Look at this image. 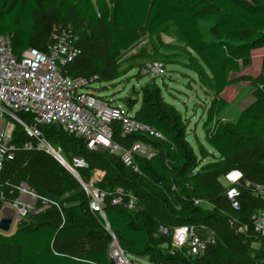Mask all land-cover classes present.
I'll use <instances>...</instances> for the list:
<instances>
[{"label": "trees", "instance_id": "16d2710c", "mask_svg": "<svg viewBox=\"0 0 264 264\" xmlns=\"http://www.w3.org/2000/svg\"><path fill=\"white\" fill-rule=\"evenodd\" d=\"M72 20L97 30L88 34L66 31L75 39L77 47L81 50V45L98 46L111 60L127 54L142 37H152L164 27L173 26L188 62L185 68L212 92L203 125L204 141L212 153L205 157L222 161L225 171H237L251 183L241 184L239 180V208L232 210L225 191L222 194L218 187L204 181V166L188 143L187 126L181 114L173 106L163 105L160 88L141 87V102L147 113L134 112V117L159 132L165 141H147L157 154L150 160L136 159L137 172L126 168L118 157L88 151L82 140L55 126L42 127L41 131L68 160L72 156L95 154L97 159L106 162L96 187L107 193L121 189L138 202L151 204L154 214L140 207L129 211L123 206H112L108 197L102 216L93 213L96 223L82 220L88 199L78 182L63 168L64 172L58 169L55 161L44 153L19 151L12 162L6 163L1 174L3 199H15L18 186L14 185L17 179L24 178L28 187L42 198L52 193L50 187L68 194L75 184L79 189L74 194L77 204L72 211L62 214L63 220L50 219L48 214L17 227L13 233L0 232V264H113L103 248L84 255L51 249L58 237L72 239L80 234L91 244L111 241L109 232L120 250L133 261L264 264V241L254 234L250 224L252 213L264 209V198L253 195V186L264 187V55L258 77L240 74L242 68L251 66L252 53L264 48V0H0V36L13 35L12 48L17 56L27 49L45 52L58 28ZM201 25L210 27L211 39H205ZM92 39L96 44H90ZM105 66V61L89 55L81 64L79 75L91 77L99 73L106 78ZM238 83L255 85L252 102L241 110L234 123H222L216 118L229 105L222 94ZM12 140L18 146L27 140L18 125ZM139 140L144 138L121 139L117 132L114 134V141L124 147ZM200 198L211 208L195 205ZM228 217L236 221V226L229 224ZM181 225L197 228L202 239L207 237V227L218 231L212 232V243L201 256L190 257L185 249L171 252L170 236L158 233L159 226L172 230ZM239 226L245 227L246 232L239 233L236 230ZM237 242L248 248L247 254L242 253ZM254 244L261 245L262 250L250 247Z\"/></svg>", "mask_w": 264, "mask_h": 264}, {"label": "built area", "instance_id": "2783aa9c", "mask_svg": "<svg viewBox=\"0 0 264 264\" xmlns=\"http://www.w3.org/2000/svg\"><path fill=\"white\" fill-rule=\"evenodd\" d=\"M12 41L11 34L0 36V177L6 163L12 162L19 151L42 152L78 182L92 212L102 216L101 210L108 197L112 206H122L123 199L127 198L125 209L135 211L137 201L133 195L125 194L118 188L113 193H107L92 184L84 183L78 170H86L87 162L77 156L66 159L60 148L46 140L41 128L55 126L82 140L88 151L117 156L126 168L134 172L138 171L136 159L150 160L157 154L156 149L147 141L164 142L162 135L149 125L138 122L134 113L123 105L98 96L92 89L98 82L97 75L88 79H74L66 74V67L81 55L70 32L58 33L57 30L47 43L45 52L27 49L20 56L14 54ZM15 124L21 127L27 138L21 146L12 140ZM115 132L121 139L139 136L144 141H135L124 147L114 141ZM234 173L230 175L225 198L231 209L237 210L241 184ZM253 188L254 196L264 198V187ZM16 189L17 199L3 203L0 209V218L6 209L14 210L10 227H16L26 214L42 212L49 204L48 200L38 196L26 185L21 184ZM199 202L196 200L195 205L199 206ZM233 222L236 223L235 220ZM250 224L254 234L264 241V209H256L252 213ZM200 229L205 230L203 227ZM236 230L239 233L246 232V228L241 226ZM158 233L170 236L171 252L185 249L190 257L201 256L213 240L209 235L202 239L197 234V228L188 225L177 226L172 230L159 226ZM109 235L110 261L113 264H134L120 250L114 235L110 232Z\"/></svg>", "mask_w": 264, "mask_h": 264}, {"label": "rangeland", "instance_id": "374dc122", "mask_svg": "<svg viewBox=\"0 0 264 264\" xmlns=\"http://www.w3.org/2000/svg\"><path fill=\"white\" fill-rule=\"evenodd\" d=\"M200 27L205 39H211L210 27L207 25H201ZM70 29L87 34L92 31L97 32L94 27H89L79 21L72 20L68 25L58 28V33L69 31ZM90 44L96 43L92 39ZM182 46L178 38L177 30L173 26L168 25L152 37H142L139 39L131 50L127 54L122 55L118 60L107 59L103 50L98 46L90 47L88 44L85 46L81 45V55L74 63L66 67L65 72L74 79L80 78L79 71L81 64L89 55H92L94 59L105 61L108 76L102 78L98 73V82L92 86L93 91L100 97L114 100L117 104L123 105L125 109L132 113H147L146 107L141 102V94L139 93L141 87L160 88L163 105L165 107L173 106L176 108L187 126L186 134L188 143L201 161L200 165L204 166V181L214 187H218V190L223 194L225 189L230 185V175L237 171H225V164L222 161L213 157H205V154L212 153V150L204 141L203 128L206 109L212 92L207 84L203 83L193 72L185 68L188 62L181 51ZM263 55L264 48L254 51L252 53L251 66L242 68L240 74L249 75L254 78L258 77ZM85 78L88 79V75ZM254 89L255 85L249 83H238L227 88L223 92L222 97L228 101L229 105L216 119L222 123H234L241 110L252 102L251 93ZM12 123L14 122L12 121ZM76 154L75 152L74 155ZM112 156L117 158L115 155ZM82 157H84L88 167L84 173H79V177L84 183L92 184L96 187L98 184V180L96 179L102 177L103 170L106 169V162L97 159L95 154H85ZM55 163L57 168L64 172L62 167L57 162ZM236 163L240 168L239 162ZM9 166L8 164L6 168ZM24 166L26 167L27 164L24 163ZM0 179H3V175ZM237 179L240 180L241 184L246 182L247 184L251 183L241 174L237 176ZM17 181L14 186L23 184L28 187L24 178H19ZM50 191L53 195H42L49 202L44 210L38 214H26L16 227L15 225L10 227L8 234L13 233L17 227L29 224L31 221L35 222L38 218L48 214L50 215V219L60 220L64 212L72 211L73 207L77 204L74 194L78 193L79 189L75 184L68 194L60 193L53 187H50ZM16 199L17 197L15 199H7L5 197L3 199L1 197L0 201L2 204H0V209L3 203L13 202ZM198 200L200 201L199 206L202 208H211V205L204 198ZM136 201L134 205L135 210L140 207L154 214V207L151 204L148 202H138L137 199ZM126 203L128 202H123L122 206L124 207ZM36 207H39L38 204H36ZM93 213L88 207L87 212L82 215L81 219L96 223ZM227 220L230 225L236 226L232 218L228 217ZM215 231L217 232L218 230L207 227L206 233L211 236ZM206 233L200 232L203 236ZM110 243L111 241L108 240L107 242H94L90 244L83 239L82 235L77 234L72 239L58 237L51 249L71 255H84L95 249L103 248L106 250L109 258ZM237 246L243 249V254L248 253V248L244 245L237 242ZM250 247L256 250H262V246L259 244H254ZM133 262L134 264H148L144 260H134Z\"/></svg>", "mask_w": 264, "mask_h": 264}, {"label": "water", "instance_id": "95a60500", "mask_svg": "<svg viewBox=\"0 0 264 264\" xmlns=\"http://www.w3.org/2000/svg\"><path fill=\"white\" fill-rule=\"evenodd\" d=\"M235 176H239L238 172L234 173ZM14 216V210L12 209H6L2 213V217L0 218V232L3 234H8L10 230V225L12 218Z\"/></svg>", "mask_w": 264, "mask_h": 264}]
</instances>
